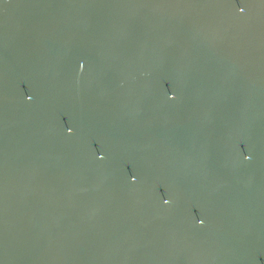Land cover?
Here are the masks:
<instances>
[{
    "label": "water",
    "instance_id": "1",
    "mask_svg": "<svg viewBox=\"0 0 264 264\" xmlns=\"http://www.w3.org/2000/svg\"><path fill=\"white\" fill-rule=\"evenodd\" d=\"M0 264H264V0H0Z\"/></svg>",
    "mask_w": 264,
    "mask_h": 264
},
{
    "label": "clouds",
    "instance_id": "2",
    "mask_svg": "<svg viewBox=\"0 0 264 264\" xmlns=\"http://www.w3.org/2000/svg\"><path fill=\"white\" fill-rule=\"evenodd\" d=\"M170 98H171V96H170ZM30 99V98H29ZM245 159H248V157H245ZM165 203H167V201L165 200L164 201ZM198 223H200V221H198Z\"/></svg>",
    "mask_w": 264,
    "mask_h": 264
}]
</instances>
